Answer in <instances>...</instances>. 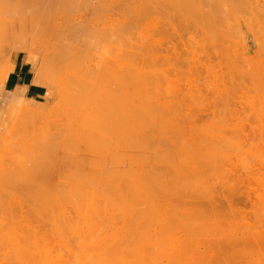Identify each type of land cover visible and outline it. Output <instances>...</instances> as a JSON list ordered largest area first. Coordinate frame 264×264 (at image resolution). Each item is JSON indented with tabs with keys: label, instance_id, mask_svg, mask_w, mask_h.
I'll use <instances>...</instances> for the list:
<instances>
[{
	"label": "rangeland",
	"instance_id": "rangeland-1",
	"mask_svg": "<svg viewBox=\"0 0 264 264\" xmlns=\"http://www.w3.org/2000/svg\"><path fill=\"white\" fill-rule=\"evenodd\" d=\"M28 1H29V3H32V6H30L29 9H26L27 12L30 14L34 13L38 18L42 19L40 21V24H44V25H48V26H54V25H59V24H60V26L61 25L66 26L68 24H74V25L76 24V25H80V26H88L93 30L99 29V28L100 29L101 28H109V29H111L112 33L115 34L114 35L115 38H113V39H117V42H116L117 44L115 43L116 46H114L113 48H116L117 58L119 57V59L121 60V61L117 60L118 64H119V62H120V65H121V63H123L122 68L119 71L121 73V76L119 77L117 75L119 81L122 79L120 82L121 83V85H120L121 87L119 89L120 92H117V98H121L119 100L121 101V104L123 105L121 107V104H120L118 109L120 112V109L123 108V109H121V110H123L122 111L123 113L121 112L122 118H121V116H119V117H120V120L122 119L121 121H122V124L124 125L123 126L121 124L120 125L121 127H120V126H117L119 124V123H117L116 127H119V128L118 129L116 128V130H117L116 132L118 133L119 129L123 127L120 134H122V131L124 132V130H125L124 135H122V136L124 139L126 138V140H124L123 138H121V139H123V141H125V142L127 141L126 144L128 146H126V144L124 142L119 143L121 139H119L117 141L118 143L116 142V145L115 144L113 145L112 144L113 138H111L110 146L113 145L115 147L113 149H111V147L109 146L108 151L110 152V156H109V152L106 153V150L103 153V156H104L103 158L106 157L105 159H107L106 161L103 159L104 164H102V162H103L102 161L101 162L102 165H100V163L98 165V163L95 162V160H97V159L94 158V162L98 165L97 166L92 161L93 159L90 158V160L92 161V164L94 163L96 167H94V164H93V166H92V164L89 166L88 163H90V160L87 158V155L84 156L81 153V151L83 150L84 147H82V145L79 141H77L76 139L73 140V139H63L60 137L58 138V136L54 134V131H55L54 127L55 126L53 124L52 118H50V116H49V112H48L49 110L48 111H46V110L48 109V106H51L52 108L54 107V109H55L54 105H56V104H53V103L57 102V100H56L57 99V95H56L57 91L51 90L49 88H44V90H45L44 97H42L41 99H39L37 101H32V100H27V99H25L23 101L22 97H21L23 94L22 89H16L15 91H13L14 93H11L10 97H8V98H7V96L4 97L3 95H0V183H1L0 184V196L6 200V201L5 200L2 201L3 198L0 197V199H1L0 203L2 202L0 204V220L2 218L6 219V221L10 219V221L12 220L11 222H13V224H15V227H16V225L18 226V224L21 223V221L23 220L22 217H26L27 215H30V214H31L30 216L32 217V214H34L35 212L36 213L33 216H35L36 219L28 216L29 219H31L30 221H32V223L35 221V223H36L37 220H41V217L43 216V212H40V211L43 210V208H42L43 203L41 204V203H39V201H40V199L43 198L44 192L42 191V189H40V188L38 189L37 186L35 188L34 184H36V185L42 184L43 185L42 182H44V181L42 180V182H41L40 181L41 179L40 180L38 178H37L38 180L35 178L33 179L32 176H30V175L27 176V175L29 173L33 172V170H35L36 168L41 167L43 165H50V162H52L53 160H55V159L60 160L61 156H63V155L66 156L68 154V155L74 156L75 159H77V160L83 161V163L81 165V167L83 169L81 167H79L78 169H81L84 171L85 170L87 171L90 169L96 170L99 168V169H103V172L106 171L105 169H108L109 173H110V171L111 172L113 171L115 173L116 171H114V170L120 171V168H121V171H123L122 170L123 168H125L127 170L129 167L130 171L127 170L126 172H130V174H132L134 172L136 174V176L142 175L141 177L142 178H143V176L146 177V180H148V182L152 181L153 184L149 185L150 183H152V182H149V183H147L148 184L147 186L153 185L152 187L154 189L156 187L155 190L156 191L158 190L155 194L156 196L153 194L155 191H148L147 190L148 191L147 193H150L152 202L155 199L153 197H156V201L161 204L160 206H162V207H160L159 203H157L158 208L159 207L161 208V209H159V210H161L159 213H157V211H159V210L157 209V207H155V205H157V204H155V205H154V203L152 204L150 198H146V197H148V195L145 196V193H144L146 191L145 190L146 186H142L143 183L141 181H139V179L141 177H139V179L136 178L139 182L138 183L139 185H138L137 180L135 181V179H134L136 177L135 174L130 175L129 177L132 176L131 177L132 180L134 182H136V183L131 184L133 182V181L132 182L130 181L131 178L126 179V178H128L127 176L129 174L126 175L124 173L125 171L124 172L120 171L121 173L117 172L118 174H121V175H122V173L124 174V176L119 175V176L123 177L122 180L120 179L122 181V183L123 184L125 183L124 185L121 184L120 186L123 185L125 188H127V190H130V188H131V187L128 188L129 182H131L130 183L131 185H134L133 186L134 188L136 185H137L136 187L139 186L138 188H142V187L145 188L144 189L145 191L140 190L138 188L136 189L137 191L135 190L136 194L137 195L139 194L136 201H138L139 197L142 195L141 193L138 192V190H140L144 194V196H142V198L145 197L146 201L148 200L147 202L148 203L151 202V204H152V205H150V204H148V205L144 204L143 205V203H147V202H145L144 199H142L140 197V200L142 199L141 201L143 202L142 203L140 201L139 202L140 205L142 207L145 206V208L143 207L144 208V210H143L144 215L145 214L150 215L152 213L153 215L152 214L150 215V216H152V219H151V217L150 218L147 217V218H149V220L150 219L152 220L151 224H153V222H155L154 224L159 223L158 224L159 230L162 229L161 231H159L158 227H156L157 225H155L154 230H157L160 232V234L157 236L158 237L160 235L161 236L163 235V236H162V238H161V236L159 238H156L157 237L156 236L155 237L156 239H154V240H157L160 238L164 239L163 237L166 235L165 240L168 241L169 247L171 245L173 246V244L176 245V247H179V245L177 243L180 244V242L182 241L180 239H183V241H185V242L182 241V244H184L185 246L183 249L182 248H180V249L184 250L187 247V250H186L188 252L187 255L191 254V251H193V256H191V257L194 259L196 257L195 260L198 261L199 257L197 256V253H199L198 255H200L201 251L203 250L202 252H204V249H206L203 246V244H202V246L204 247V249L200 245L204 241L209 242V240H212V239L214 240V238H215L214 241H216L217 238H218V240L225 238L226 240H224V241L228 242L229 240L237 237V238H239V240L237 238H235V239L239 242L236 241L234 248H232L233 245L231 243L230 244L232 246L229 244L227 246V244H226L225 247H222L220 245L221 249L224 248L223 250L225 251V254L222 251V254L224 255V257H222L221 253L218 255L217 254L214 255L213 253H215L214 252L215 249L212 250L213 253L211 250H209V252L212 253V256H209L208 251H207L208 248H207V250H205V251H207L208 255L207 254H205V256L201 255L200 256V257H202L201 260L204 259L203 256L206 258V255L211 257V259L212 258L214 259L217 256L218 257L221 256L220 257L221 259L217 257L219 262L222 261L220 264H222V263L224 264V261H225V263H229V261L227 262L226 260H223V259L225 258V255H227L229 253V251H231V249H232V253H229L231 260L229 258L227 260L232 261L233 264L234 263L235 264H252V263L253 264H255V263L259 264L260 263L261 264V263H263L264 264V259H263L264 258V253H263L264 250H262V248L264 247V245H263L264 244L263 243L264 237L259 239V237L264 236L263 235L264 234V225H263L264 224V209H263V207H264V202H263L264 201V164H263L264 163V39H263V33L264 32L263 31L264 30L262 31V29H261L262 27L264 28V25H263L264 24V0H222V3L220 4V5H222L221 8H220V6H218L219 4H216V2L213 3L214 0H211L213 5L216 4L214 7L215 8L217 7L216 9H219V10H216L214 7H211L209 4V7H211V9H209L210 13L214 14V12H215L216 18H215V14H214V17H209L210 13H209V15H207L208 14V8L207 7L202 8V9L207 10V11L204 10L206 12H204L205 14L202 15L203 11H201L202 9L200 8V6L202 4L200 3L199 0H28ZM201 1H203V0H201ZM217 1H218L217 3H220L221 0L220 1L217 0ZM223 1H226V2L224 3ZM198 2L200 3V5L198 4ZM208 3H209V0H208ZM223 4H228V5H223ZM204 6H207V4H205ZM197 8L202 13V14H200L197 11L201 18H205L208 16L207 17L208 21L205 18L206 23H204V24H206L207 27L198 21V18H199L198 16H197L198 18L195 16L197 18L198 23H199V24L196 23V24H198V26L195 24L196 29L199 30L198 28H200L202 30L203 28H201L200 25H203L202 27L205 26L207 28V30H205V32L207 31V33L209 34V35H206L207 34L206 33L205 34L206 36L203 35L204 36L203 39L205 37L207 38V39L205 38V40H206V41L204 40L205 42H208V38H209V44L206 43L204 45L203 51L208 50V53L207 52L206 53L209 54V52H210L209 50L211 49V52L213 50L217 54L216 55L217 57L210 60V62H209L208 58H207L208 60L204 59L206 63L201 61V60H203L202 55H204V56L206 55V54H204L205 52H203V51L201 52V49L198 50V48H197V50L199 51L197 53L195 51V47H194V45H196L197 43H200V41H201V44L203 46V42H202L203 40L196 38V35L197 34L199 35L198 32L200 30L198 32L196 30L197 34L195 32L192 34V30L193 31L195 30V27H193L194 29H191L193 26L192 24L196 20L194 21L193 20L194 17H191L192 20L189 21V19H191L190 16H194L193 13L196 11ZM212 8H214V9H212ZM14 10H15V8H13V7L0 6V88L5 83L9 73L11 72V70L13 68V56L15 54H18V53H22L23 55H25L27 57L28 62L31 65L32 74H33V78H34L32 83L36 86L44 87V79L43 78H45V79H46V77L48 78V74L46 73V75H47L46 76L45 73H40V71L41 72L44 71V70H42L43 68H41L39 70V66L42 67L41 64H43V63L40 64L41 59H43L42 53L38 49H34L32 51V55L25 53V51L29 47V43L31 44L32 42H30V41L26 42V40H24V39L11 36L12 34L8 32V31H10V29L8 28L7 24L4 23V21L8 19L9 13H13ZM220 10H221V12H220ZM211 11H214V12H211ZM218 11L220 12V14H218ZM217 15H221V16H219L220 20H217L218 19ZM213 18H215L217 20L214 25H212ZM1 20H3V21L1 22ZM201 20L204 21V19H200V21ZM209 20H212V21L209 22ZM245 20L247 21V24L249 23V25H247L248 27L245 26V23L243 24V22ZM189 22H193V23H190V26H188ZM208 22L211 24L209 25ZM213 23H214V21H213ZM217 24H218V26H217ZM237 25H238V27H237ZM210 26H212V27L210 28ZM189 27H190V29H189ZM205 27H204V29H206ZM208 27L211 29L210 31L208 30ZM122 28H124V29H123V31L120 32V30H122ZM246 28H248V30H246ZM188 29L190 32L188 31ZM250 31H251V33H250ZM201 32H202V34L204 33V31H201ZM202 34L200 33L201 36H202ZM189 35H192V37H195V38L193 39L191 36L189 37ZM198 35H197V37H198ZM114 36H112V34H111L110 39H112V37H114ZM256 36H258V37L260 36L262 39L260 43H259L260 40L258 41V45L260 46L259 51H258L257 41H256L258 39V37L256 39ZM260 37H259V39H260ZM200 38H202V37H200ZM118 39L121 40V42ZM191 39H193L192 42L190 41ZM194 41L195 42L198 41V42L193 45L192 43ZM110 43H112V42L110 41ZM207 44H208V46H207ZM32 45H33V43H32ZM113 45H114V43H113ZM205 46H207V47L205 48ZM197 47H199L198 44H197ZM256 49H257V51H256ZM193 51L196 52V54L192 55V53H194ZM256 52L257 53L259 52V53L257 54ZM197 54H200L202 56L201 57L199 55L200 61L203 63H201L199 61V58L197 59V57H198V56H196ZM212 54H213V52H212ZM212 54H209V55H212ZM249 54L251 56H249ZM214 55H215V53H214ZM195 56H196V58H195ZM252 56L255 58L251 60L250 58ZM212 57H213V55H212ZM244 57H245L246 63L243 60ZM247 57L250 59V61L253 62V63L251 62L252 64L251 63L249 64ZM194 58H195V60H194ZM205 58H206V56H205ZM196 60H198V61H196ZM194 61L196 62V64H194ZM42 62H43V60H42ZM204 63L206 65H201ZM131 64H133V65H131ZM43 65L45 66V61H44ZM132 67L135 70H132L133 72L131 71L132 73H130V70ZM119 69L120 68H118V70ZM134 71L136 73L135 75L133 74ZM129 73L132 74V76ZM43 74L45 75L44 77H43ZM117 74H118V72H117ZM122 75H124V76H122ZM120 95H121V97H120ZM123 95H125V98ZM122 99H124V100H122ZM24 102L27 104H33V105L35 104L34 106H35L36 110L30 112V111L23 109L22 105L24 104ZM51 107H49V109ZM146 108H149V110H146ZM51 111L54 113L53 109H51L50 112ZM141 111H142V113H140ZM146 111H147V113H146ZM148 111H150L151 113ZM148 113L151 115H149ZM127 114H129L127 117L128 119L130 118L129 122H128L127 118H126L127 121L124 119V115L126 117ZM145 114H146V116L143 117ZM147 114H148V116H147ZM133 115H135V116H133ZM132 116L134 117V119H132L133 118ZM141 116L143 117V119L141 118ZM135 118H137V119L141 118V119H139V121L138 120L135 121ZM149 119H151V120H149ZM120 120H119V122H120ZM142 120H143V122H142ZM123 121H124V123H123ZM144 121L146 123H144ZM151 121L152 122L154 121V125H152ZM125 122H126V124H125ZM133 122H135L134 123L135 129L132 127ZM141 122L143 123V126H142ZM136 123H138V124H136ZM129 124H130V126H129ZM128 129H129V131H127ZM130 129H132V130H130ZM136 129H137V131H136ZM145 129H146V134L144 135ZM127 133H130L132 135L128 136V138H127L126 135H129ZM147 133H149V134H147ZM120 134L118 133V137ZM114 135H115V133H114ZM148 135H150V136H148ZM246 136H248V138L246 139L247 141L246 140L243 141L242 139L245 138ZM251 136H253L254 138ZM115 137L117 138V136H115ZM120 137H121V135H120ZM116 138H115V140H116ZM211 138L213 139L214 142L212 141ZM222 138H223V140H222ZM136 139H137V141H136ZM154 139H156V140H154ZM162 139L165 141L164 144H162L160 142V141L164 142ZM152 140L155 143H157L159 141L160 144H159V142H158V144H155L152 142ZM182 140L184 141V143ZM197 140L198 141L204 140L203 141L204 144L203 143L201 144L202 141L198 142ZM220 140L223 143H221ZM140 141H142L144 143L141 144ZM167 141H168V143H167ZM188 141H190V143H188ZM196 141L198 143H196ZM224 141H227L228 143L224 142ZM240 141H243V143L247 142V145L246 146L241 145V143H239ZM248 141L250 143H248ZM218 142L221 144H218ZM180 143L181 144L183 143V144L181 145ZM207 143H209V144H207ZM230 143H232V144H230ZM143 144L146 145L147 148H145ZM167 144H169V145H167ZM170 144H171V146H170ZM212 144H214V145H212ZM129 145H130V148H128ZM141 145L143 147H141ZM149 145L150 146L152 145V146L149 147ZM139 146L144 149V150L142 149L143 152H141V154L143 155V153L145 152L148 156H146L145 153L143 156L140 155L141 157L139 155H136V153L139 154L140 151H142V150H140L141 148H139ZM172 146H174L175 148H173ZM183 146H185V147L183 148ZM214 146H215V148H214ZM231 146H233V148H231ZM153 147H155V148H153ZM163 147H164V149H163ZM171 147L173 149H171ZM219 147L221 148V150H219ZM166 148H168V149H166ZM224 148L226 151L227 150L229 151L231 149V152H232V150H233L235 154L233 152L231 153L230 151L229 152L227 151L228 153L227 152L224 153V151H225ZM254 148H256V149H254ZM180 150H181V152H180ZM222 151H223V153H222ZM261 151H263V152H261ZM171 152H173V153H171ZM218 152H219V154H218ZM179 153L180 154L182 153L181 156ZM183 153H185V154H183ZM190 153H192V154H190ZM229 153H231V154H229ZM251 153H253V154H251ZM123 156H125V158H122ZM135 156L136 157L138 156L137 157L138 159ZM194 156L196 158H198L199 160L195 159ZM216 156L219 157L217 159H219L221 162L216 159ZM226 156H228V159L226 158ZM123 159L125 161H123ZM126 159H128V160H126ZM188 159H190V160H188ZM105 162L107 164L106 166H105ZM126 162H127V164H126ZM63 163H65V165H66V162H63ZM198 163L200 165L199 167H198ZM218 163H220L219 164L220 166L218 165ZM86 164L88 167L86 166ZM129 164L132 166H130ZM201 164H202V166L203 165L204 166L201 167ZM62 165H64V164H61L59 167H62ZM91 166H92V168H91ZM107 166L109 168H107ZM84 167H85V169H84ZM64 168H68V167L65 166ZM72 168H73V166H71L70 169L68 168V171L71 170ZM131 168H133V169L131 170ZM194 169L197 171H195ZM209 169H211V171H209ZM72 170L70 172H72ZM207 170H208V172H207ZM249 170L251 173L249 172ZM60 171L63 172V168ZM190 171H191V173H190ZM193 171H195L196 173L194 172V174H192ZM113 172H112V174L111 173L110 174L114 175ZM247 172L249 175L247 174ZM14 173H15V175H13ZM63 173H65V172H63ZM105 173H107V171ZM53 174H56V172ZM110 174L109 175H108V173L106 174V175L110 176L109 180L112 179V181H109L107 179L108 180L107 187L113 186L109 182H111L112 184H114V183L117 184V182L119 181L118 178H121L119 176H116V178H115V175L111 177ZM118 174H116V175H118ZM56 175H59V174H56ZM56 175H51V176H55V178H56ZM195 175H198V176L195 177ZM18 176H19V178H17ZM71 176L72 175H70V177ZM206 176H208V177H206ZM223 176H225V177H223ZM27 177H30V181L26 180ZM59 177L61 179V176H59ZM65 177H67V176H65ZM185 177L186 178L189 177V178L186 179ZM219 177H221L222 179H219ZM53 178L54 177H52V181L49 180V183L51 182L50 183L51 185L53 183ZM55 178H54V180H55L54 183L56 185L57 184L56 179H59V178H56V179ZM105 178H107V177H105ZM113 178L115 180L117 179V181H115ZM182 178H184V179L182 180ZM198 178L201 181L198 182L197 181ZM67 179L65 181H67ZM94 179H96V178L94 177ZM124 179L128 180V182L126 183ZM188 179L190 180L189 181L190 184L187 181ZM107 180L105 182H107ZM141 180H143V179H141ZM221 180H223V183ZM38 181H40V183ZM181 181H182V183H181ZM196 181H197L198 185H197ZM63 182H64V180H63ZM69 182H71V181H69ZM120 182L118 184H120ZM230 182H232V183H230ZM29 183L32 186H30ZM54 183H53V185H54ZM65 183L67 184V182H65ZM93 183H94V181H93ZM194 183H196V185ZM216 183H217V185H216ZM228 183H230V184H228ZM12 184H14L15 186L14 185H13L14 187L11 186ZM71 184H73V182ZM108 184H110V185H108ZM115 184H114V187H116V186L119 187L118 184L117 185H115ZM4 185H6V186H4ZM144 185H146V183ZM28 186H30V187H28ZM38 186H40V185H38ZM219 187H221V190ZM29 188H31V189H29ZM113 188H111V189H113ZM134 188L132 191H130L131 194L134 193ZM153 188H151V190ZM195 188H197L199 190H197ZM206 188H207V190H206ZM224 188H227L229 190H223ZM32 189L34 190V194L32 193L33 192ZM35 189L37 190V193H38V191L41 190L43 195H41V192H40V194H36ZM127 190L126 189L123 190V192H125L123 194L124 197H121V199L124 198L125 201L127 199V198H125L126 193L129 192ZM180 190H182V191H180ZM190 191H193V192H191L192 194L190 193V195H189ZM224 191H228V192H224ZM15 193H16V195H15ZM9 194L10 195L12 194L14 197L12 195L10 196ZM136 194L135 195L132 194V195L136 196ZM185 194H187V195H185ZM195 194H196L197 198L199 197L198 199H196L195 196H192ZM207 194L208 195L210 194V196H207ZM260 194H261V196H260ZM127 195H129V194H127ZM150 195H149V197H150ZM188 195L191 196V199ZM217 195H218V197H217ZM15 196L17 198H15ZM130 197H132V196L130 195L128 197V199ZM133 197H132V199L134 200L136 197L135 198H133ZM209 199H210V201H209ZM258 200H260V202H258ZM44 201L45 200L43 199L40 202H44ZM7 202H8V204H7ZM36 202H38V203H36ZM129 202H130V204H129ZM129 202H126V203H128L129 205H132V206L133 205L135 206L137 203L136 202L135 204H132V203H134L133 201H132V203H131V201H129ZM5 203L7 204L8 208H7ZM17 203H18V205H17ZM139 203H137V204H139ZM4 204H5V206H4ZM32 204H33V207H32ZM163 204H164V206H166L165 207L166 210H165ZM140 205H137V206H140ZM188 205L191 208H189ZM194 205H195V207H194ZM146 206H148L150 208L153 206V208H151L152 212L151 211L148 212V209ZM25 207H27V208H25ZM39 207H41L42 209L40 208L41 210H38ZM142 207H140V208L137 207V209H141ZM32 208H34V209H32ZM150 208H149V210H150ZM154 208H156V211ZM192 208L194 210H196V209H199V210L204 209L205 210V211L204 210L203 211L197 210V211L200 213L205 212L204 213L205 218L208 217L207 219L204 220V221H206L205 226H207L206 229L204 228L205 229L204 231L207 230L206 233L203 232V234H202L201 233L202 231L198 232L199 231V230H197L198 228L194 226V221H193L191 215H193V217H194V216H196V213L193 214L194 210ZM3 209H6V211L5 210L3 211ZM23 209L25 210V213L23 212L24 211ZM145 209L147 211H145ZM153 209H154V211H153ZM189 210H191L192 213H190ZM206 210H207V212H206ZM176 211H178V212H176ZM188 211H189V213H188ZM28 212H30V213H28ZM147 212L150 214H148ZM153 212L154 213L156 212L155 213V215H157L156 218L154 217L155 215ZM40 213H42V214H40ZM172 213H173V215H172ZM206 213H207V215H206ZM158 214L162 215V217L165 214L166 219H165V217L163 218L164 220H162V218H160V220H161L160 221L159 219H157L158 217H160V216H158ZM166 214L169 215V218L167 217ZM216 214H218V215H216ZM256 214L258 217L256 216ZM36 215L38 216V218L36 217ZM170 215H172L173 217ZM178 215H180V216H178ZM200 216L203 217L201 214H197L196 217H198V219L196 217H194L197 219L195 221H197V222L200 221ZM39 217H40V219H39ZM218 217H219V219L216 222V219ZM153 218L156 221H153ZM167 218L170 221V223H169V221L168 222L166 221ZM181 218H184V220ZM255 218H257V219L255 220ZM29 219H27L28 222H30ZM32 219H34V221ZM201 219H203V218H201ZM173 220H176V221H173ZM10 221H8V222H10ZM16 221H19V222L17 223ZM25 221H26V218L22 221L25 223V225H24V223H22L21 225L18 226V228L20 226L22 227V225H24L25 226V228L23 227L24 230H27L26 229V225H27V228L30 226L29 231L32 232L30 230V228L33 226L32 223L31 222L26 223L27 221L26 222ZM162 221L163 222L166 221L168 223L167 224L165 222L167 224V228H166V226H163V224L165 225V223H163ZM204 221L202 223H199V224L202 225L204 223ZM223 221H225V222H223ZM1 222H3V219H2V221H0V223ZM8 222H6V226L8 225L7 224ZM156 222H158V223H156ZM160 222H162V224ZM173 222L176 223L177 225H174ZM197 222L195 223V225L198 224ZM4 223L5 222H3L2 225H0V227H1L0 230H2V226L5 225ZM37 223H38V225L40 224L39 221H37ZM154 224H153V226H154ZM38 225H36L35 227L37 228ZM259 225H263V226H259ZM9 226H11V225H9ZM9 226L7 228V233H5V231H4V233H5L4 237L6 234H10L8 232L11 231L12 234H10L11 235L10 237H12V239H11V241H12L13 237L15 238L16 235L18 234V233L13 234L17 227L15 229L13 228L14 231L12 232V230H9V229H11V228H9ZM39 226H41V224ZM249 226L252 228L254 227V228L251 229ZM35 227H34V230H37V233H36V231H34L36 233V235L34 232L33 233L29 232V233L31 235H33L32 238H35L34 236H36V238L38 239V238H40V236L38 235V232H39L40 228H41L40 231H42V227H39V229L38 228L35 229ZM191 227H193V229ZM234 227H235V229H234ZM247 227H249L250 229H248ZM151 228L153 229L152 226H151ZM151 228H150V232L153 231ZM195 228H197V229H195ZM5 229H6V227H5ZM5 229L3 228V230H5ZM164 229H165V231H163ZM167 229H169V231ZM191 229H192V232L190 231ZM215 229L217 231L219 229H221V231L219 230L218 233H215L214 232V231H216ZM3 230H2V233L0 232V234H2V235H3ZM183 230L186 231L187 234L185 232H183ZM248 230L250 231L249 233H248ZM187 231L190 232V234H192V235H190L191 237L188 236L189 233ZM253 231L257 232V234H256L257 236L255 235V233ZM258 231H259V233H258ZM16 232H17V230H16ZM18 232H20V231L18 230ZM193 232H194V234H196V233H198V235L200 234L199 235L200 237L197 234H196L197 236L194 235ZM242 232H244V233H242ZM170 233L172 234V236ZM183 234L185 235V237L187 235V237L186 238L183 237L184 236ZM228 234H229V237H231L230 235L233 236L234 234H236L237 236L234 235L230 239H227V238H229V237L226 238V236H228ZM31 235H30V238H31ZM217 235H219V236L217 237ZM25 236L23 235V237H25ZM27 236H28V234H27ZM221 236L223 238H221ZM23 237L21 234V237H19V238H23ZM179 237H180V239H179ZM188 237H190V238H188ZM203 237H204V240H203ZM255 237H258L257 238L258 240H256ZM23 239H25V238H23ZM15 240H16V238H15ZM32 240H34V239H32ZM39 240L40 239H38V241ZM243 240H245V242ZM252 240H254V241H252ZM5 241H6V239H5ZM24 241H26V240H24ZM38 241L36 240V242H35V240H34L35 243L34 244L32 243L34 248L29 247V245H31V244L28 245V243H27V245L29 247L28 248L29 251L31 248H33V249H36L37 247L39 248V245L41 243H37ZM13 242H15V241H13ZM27 242H29V241L27 240ZM40 242H41V240H40ZM157 242L160 243L161 240H157ZM157 242H155V244H153V245H155L154 248L156 246H158V244H156ZM208 242L206 244H208ZM234 242H235V240H234ZM243 242L246 245H244ZM164 243L167 244V242H164ZM164 243H161V245ZM213 243L215 244V242H213ZM248 243H250V244H248ZM260 243H262V244H260ZM3 244H5V243H1V245H3ZM17 244H19L18 240L16 242V245ZM247 244L249 245V247H247L248 246ZM253 244H256L257 246L253 245ZM16 245H14V246H16ZM35 245L37 247H35ZM212 245H209V246H211L210 249H212ZM3 246H4L3 251L6 252L5 245H3ZM166 246L167 245H165V249L168 252L172 251L171 248L168 249ZM181 246L183 247V245L180 244V247ZM209 246H206V247H209ZM229 246H230V248H229ZM10 247H12V244ZM159 247H161V246H159ZM173 247L175 248V246H173ZM15 248L16 247H14L13 249H15ZM17 248L18 249L20 248L19 251L22 252L23 250H21V249H24V245L22 246V248L19 246ZM198 248H200V249H198ZM236 248H238V252H236V250H237ZM0 249L2 250L1 247H0ZM28 249H26V251H28ZM39 249H37V251ZM159 249H162V248H159ZM176 249H175V251H176ZM180 249H179V251L181 253L182 250H180ZM156 250L158 251V247H156ZM166 250L164 251V255L167 254V255L171 256V258L169 257L170 258L169 261H172L173 260L172 258L174 257V255L172 256V254L175 253V251L173 250L174 252L172 251L173 252V253L171 252L172 254L171 253L165 254ZM196 250H198L199 252ZM227 250H228V252H227ZM8 251L13 252L11 250H8ZM19 251L17 252L18 254L20 253ZM179 251H177L178 255H180ZM186 251H183L182 253H184ZM194 251H195V253H194ZM31 252L35 253L34 250ZM235 252L238 255V256L235 255L234 260H236V261L233 260V258H234L233 254H235ZM161 253L163 255V252H161ZM218 253H219V251H218ZM259 253H261L260 256H258ZM25 254H26V252H25ZM158 255H159V253H158ZM158 255H157V259L159 256H161V255H159V256ZM178 255H177V257L179 258ZM185 255H186V253H184V256ZM262 255H263V257H262ZM20 256H21V253H20ZM232 256H233V258H232ZM164 257H166V259L168 258L167 256H164ZM164 257H162L164 260L162 259L163 261L160 264L165 262ZM181 257L183 258L182 255H181ZM191 257H188V258L186 257L185 261L186 262L189 261L188 259L191 260L192 259ZM209 257H207L206 259H208ZM178 258L177 259L174 258V259L179 260L180 258L179 259ZM184 258L182 260L180 259L182 263L184 261ZM180 260L178 262H180ZM218 260H216V261L218 262ZM11 261H13V263H15L14 260H10V262H8V263H12ZM185 261H184V264H186ZM207 261L208 260H205L204 262L207 263ZM256 261H259V262H256ZM158 262H157V264H159ZM210 262H211V260H210ZM201 263H202V261L198 262V264H201ZM218 263H215V260H214V263H212V264H218ZM232 263L230 262V264H232Z\"/></svg>",
	"mask_w": 264,
	"mask_h": 264
},
{
	"label": "bare ground",
	"instance_id": "bare-ground-1",
	"mask_svg": "<svg viewBox=\"0 0 264 264\" xmlns=\"http://www.w3.org/2000/svg\"><path fill=\"white\" fill-rule=\"evenodd\" d=\"M200 1V3L203 5H201L200 6V8L202 9L203 7L205 8V7H207L208 8V14L207 15H209V13H210V10L209 9H211V7H214L216 4H219L218 6H220V8H221V6L222 5H220L221 3H222V0L220 1V3H217L218 1L216 0H214V2L213 3H215L216 2V4L215 5H213V3H212V1L211 0H209V3H208V0H203V1H201V0H199ZM206 2V3H205ZM211 2V3H210ZM224 3L226 2V1H223ZM229 2V1H228ZM233 2V1H232ZM200 3L198 2V4L200 5ZM205 4H207V6H204ZM209 4H210V6L211 7H209ZM213 6H212V5ZM198 5V6H199ZM223 5H228V4H223ZM0 6H4V7H13V8H15V10H14V12L13 13H9V15H8V19L7 20H5L4 21V23L5 24H7V26H8V28L10 29V31H8L9 33H11L12 35L11 36H13V37H17V38H21V39H24V40H26V42H28V41H30V42H32L33 43V45H32V43L30 44L29 43V47L27 48V50L25 51V53H27V54H29V55H32V51L34 50V49H38L41 53H42V58L43 59H41V62H40V64L41 63H43L44 64V61H45V66L43 65V64H41L42 65V67L41 66H39V70L41 69V68H43L42 70H44L43 72H41L40 71V73H45V75H46V73L48 74V78L46 77V79L45 78H43L44 79V88H49V89H51V90H55V91H57V102H54L53 104H56V105H54L55 106V109H54V107L52 108L51 106H48V109L46 110V111H48L49 112V116H50V118H52V120H53V124H54V134L55 135H57L58 136V138L60 137V138H63V139H73V140H77V141H79L80 143H81V145H82V147H84L83 148V150L81 151V153L84 155V156H86L87 155V158L90 160V158H92L93 160V162H94V158H96L97 160H95V162L96 163H98V165H99V163H100V165H102V164H104V161H103V159L106 161L107 159H105V158H103L104 156H103V153L105 152V150H106V153L107 152H109L108 151V149H109V146H110V142H111V138H113V141L115 140V136H117V138H116V140L113 142L112 141V144L114 145H116V142L119 140V139H121V138H123V136L122 135H124V132H125V130H124V132L122 131V134H120L121 133V130L123 129V127L122 128H120L119 129V134L121 135V137H120V135H119V137H118V133L116 132L117 130H116V128L118 129L119 127H116V125H117V123H119L117 126H120L121 124H122V119L120 120V117L119 116H121V118H122V115H121V112L123 111V110H121V109H123V108H121L120 109V112H119V106H120V104H121V101L119 100V99H121V98H117V92H120L119 91V89H120V85H121V80L119 81L118 80V76L120 77L121 76V73L119 72L120 70H121V68H122V64L123 63H121V65H120V62H119V64H118V62H117V60L118 61H121L120 59H119V57L117 58V51H116V48H113L114 46H116L115 45V43L117 42V39H113V38H115V34L114 33H112V31H111V29H109V28H99V29H91L90 27H88V26H80V25H74V24H68V25H66V26H60V24L59 25H54V26H48V25H44V24H40V21L42 20V19H40V18H38L34 13L33 14H30V13H28L27 12V10L26 9H29L30 8V6H32V3H29V1L28 0H0ZM224 7V6H223ZM227 7V6H226ZM199 8V7H198ZM198 8L196 9V13L194 14L193 13V15L194 16H190V18L191 17H194L193 18V20L195 21H197V18H198V21L200 22V23H202L203 25H205L206 26V24H204V23H206V21H205V18H206V20L208 21V19H207V17H205V18H201L200 17V15L198 14V12L200 13V14H202V15H204L205 13L204 12H206L207 10L206 9H202L201 11H203L202 13L198 10ZM215 8V7H214ZM214 8H212V9H214ZM217 8V7H216ZM215 8V9H216ZM225 8V7H224ZM204 10H206V11H204ZM216 10H219V9H216ZM198 11V12H197ZM215 11V10H214ZM214 11H211V12H214ZM220 12H221V10H220ZM220 12L218 11V14H220ZM212 13H210V16L209 17H214V14H215V18H216V13L214 12V14H212ZM201 15V16H202ZM222 15V14H221ZM221 15H217V20H220L219 18V16H221ZM197 18H196V17ZM196 18V19H195ZM215 18H213V21H214V23H213V21L212 20H209V22H211L212 21V25H214L215 23H216V19ZM200 19H204V21L203 20H201L200 21ZM210 19V18H209ZM190 20H192V18L191 19H189V21ZM3 20H1V22H2ZM189 22L188 23V26H190V23H193L192 25V28L191 29H194L193 27H195V30L193 31L192 30V34L195 32L196 33V26H195V24L196 23H198V21L197 22ZM208 22V23H209ZM241 23V22H240ZM245 23V26L246 27H248L247 25H249V23L247 24V21L245 20L244 22H243V24ZM199 24V23H198ZM198 24H196L197 26H198ZM211 23H209V25H210ZM219 24V23H218ZM218 24H217V26H218ZM203 25H200V27L201 28H203L202 30L200 29V28H198L199 30H197V32L199 33V35H200V33L202 34V32L201 31H204V33L202 34V36L200 35H198L197 33V35H198V37H197V35H196V38H199L200 40L202 39L203 41V46H202V44H201V41H200V43H197L198 41H194L192 44L194 45V44H198L199 45V47H197V44L196 45H194V47H195V51L198 53L199 51V49H201V52L204 50V45L206 44V43H208L209 44V38H208V42H205L206 40H205V38L203 39V35H205L206 33H207V31L205 32V30H207V26L205 27L206 29H204V27H202ZM208 25V24H207ZM239 25V24H238ZM238 25H237V27H238ZM264 25V24H263ZM244 26V25H243ZM212 26H210V28H211ZM209 27H208V30L210 31L211 29H210ZM261 28V27H260ZM123 29L124 28H122V30H120V32L121 31H123ZM189 29H190V27H189ZM189 29H188V31H189ZM239 29V28H238ZM262 29V31L264 30V28L262 27L261 28ZM246 30H248V28H246ZM250 30V29H249ZM260 30V29H259ZM208 31V32H209ZM243 31V30H242ZM190 32V31H189ZM261 32V31H260ZM264 32V31H263ZM210 33V32H209ZM250 33H251V31H250ZM111 34H112V36H114V37H112V39H110V37H111ZM129 35V34H128ZM206 35H209L208 33L206 34ZM205 35V36H206ZM192 37V35H189V37ZM194 36V35H193ZM130 37V36H129ZM200 37H202V38H200ZM209 37V36H208ZM257 37L258 36H256V39H257ZM260 37V36H259ZM259 37H258V39L256 40L257 41V47H258V51H259V45H258V41H259V43L261 42V37H260V39H259ZM121 38V37H120ZM193 39L195 38V37H192ZM190 39V38H189ZM193 39H191L190 41L192 42L193 41ZM207 39V38H206ZM263 39H264V33H263ZM113 40V41H112ZM119 40V39H118ZM205 40V41H204ZM110 41L112 42V43H110ZM120 42H121V40H119ZM205 42V43H204ZM113 43H114V45H113ZM117 44V43H116ZM208 44H207V46H208ZM261 45V44H260ZM207 46H205V48L207 47ZM202 47V48H201ZM197 48H198V50H197ZM262 48V47H261ZM210 52H209V54H212V52H213V57H212V55H209V54H207L208 53V50H205V51H203V52H205L204 54H206L205 56H206V58H205V56L204 55H200V54H197L196 56H198L197 57V59L199 58V61H200V57H199V55L203 58V60H201V61H203V62H205V60H208L209 59V62H210V60H212V59H214L215 57H217L216 55V52H214L213 50H212V52H211V49L209 50ZM256 51H257V49H256ZM194 52V51H193ZM196 52H194V53H192V55L193 54H196ZM207 52V53H206ZM37 53V52H36ZM214 53H215V55H214ZM257 53V52H256ZM259 53V52H258ZM257 53V54H258ZM19 54V53H18ZM203 54V53H202ZM256 54V55H257ZM119 55V54H118ZM191 55V56H192ZM255 55V56H256ZM121 56V55H120ZM196 56H195V58H196ZM211 56V57H210ZM248 56V55H247ZM249 56H251L250 54H249ZM248 56V57H249ZM40 57V56H39ZM246 57V56H245ZM245 57H244V62L246 63V61H245ZM247 57V58H248ZM253 57V56H252ZM250 58L251 60L252 59H254L255 57H253V58ZM18 58H19V56H18ZM192 58V57H191ZM195 58H194V60H195ZM201 58V59H202ZM208 58V59H207ZM211 58V59H210ZM205 59V60H204ZM250 59L248 58L247 60H248V62H249V64L252 62V61H250ZM42 60H43V62H42ZM192 60V59H191ZM193 61V60H192ZM196 61H198V60H196ZM200 61V62H201ZM203 62H201V63H203ZM206 63V62H205ZM201 64V65H206V64ZM253 63V62H252ZM251 63V64H252ZM194 64H196V62L194 61ZM120 67H119V66ZM130 65V64H129ZM131 65H133V64H131ZM45 67V68H44ZM118 68H120L119 70H118ZM130 68V67H129ZM46 69V70H45ZM129 70V69H128ZM132 70H135V69H133V67L131 68V70H130V73H132L133 71ZM137 70V69H136ZM47 71V72H46ZM132 71V72H131ZM117 72H118V74H117ZM129 73V74H130ZM120 74V75H119ZM134 75L136 74L135 73V71H134V73H133ZM44 74H43V77L45 76ZM118 75V76H117ZM131 76H132V74H130ZM47 76V75H46ZM122 76H124V75H122ZM119 81V82H118ZM53 92V91H52ZM11 93H14V92H11ZM11 93H9L8 95H4V97H6L7 96V98L8 97H10V95H11ZM124 96V98H125V95H123ZM22 100L24 101L25 100V98H24V96H23V94H22ZM44 97V96H43ZM120 97H121V95H120ZM50 99V98H49ZM51 100V99H50ZM55 100V101H56ZM122 100H124V99H122ZM53 102V101H52ZM120 102V103H119ZM124 104V103H123ZM35 105V104H34ZM33 104H27V103H25L24 102V104L22 105V108L23 109H25V110H27V111H35L36 109H35V106H34ZM123 105L121 104V107H122ZM42 107V106H41ZM49 107H51L50 109H49ZM43 109V108H42ZM51 109H53L54 110V113L51 111L50 112V110ZM146 110H149V108H146ZM47 112V113H48ZM144 112V111H143ZM148 112H150V111H148ZM120 113V114H119ZM123 113V112H122ZM140 113H142V111L140 112ZM146 113H147V111H146ZM151 113V112H150ZM139 114V113H138ZM149 114V113H148ZM148 114H147V116H148ZM53 115V116H52ZM128 115L129 114H127L126 115V117H125V115H124V119L126 120V118L128 117ZM141 115V114H140ZM149 115H151V114H149ZM153 115V114H152ZM133 116H135V115H133ZM132 116V117H133ZM139 116V115H138ZM143 116V115H142ZM141 116V118L143 119V117H145L146 116V114L142 117ZM130 117V116H129ZM137 117V116H136ZM140 117V116H139ZM119 118V119H118ZM141 118H139V119H141ZM148 118V117H147ZM123 119V120H124ZM128 119V118H127ZM132 119H134V117L132 118ZM139 119H137V118H135V121L136 120H138L139 121ZM154 119V118H153ZM119 120H120V122H119ZM124 120V121H125ZM129 120H130V118L128 119V122H129ZM149 120H151V119H149ZM124 121H123V123H124ZM127 121V120H126ZM142 122H143V120H142ZM141 122V123H142ZM152 122V121H151ZM134 123L135 122H133V125H134ZM140 123V124H141ZM144 123H146L145 121H144ZM150 123V122H149ZM125 124H126V122H125ZM128 124V123H127ZM132 124V123H131ZM136 124H138V123H136ZM123 125V124H122ZM132 125V127L134 128L135 127V125L133 126ZM152 125H154V121L152 122ZM151 125V126H152ZM124 126V125H123ZM129 126H130V124H129ZM140 126V125H139ZM142 126H143V123H142ZM145 126V125H144ZM121 127V126H120ZM128 127V126H127ZM153 127V126H152ZM146 128V127H145ZM135 129V128H134ZM141 129V128H140ZM144 129V128H143ZM130 130H132V129H130ZM127 131H129V129L127 130ZM136 131H137V129H136ZM135 131V132H136ZM114 133H115V135H114ZM154 133V132H153ZM127 134H129V135H126L127 136V138H128V136H130V135H132V134H130V133H127ZM143 134V133H142ZM146 134V129H145V133H144V135ZM147 134H149V133H147ZM155 134V133H154ZM153 135V134H152ZM246 135V134H245ZM244 135V136H245ZM252 135V134H251ZM135 136V135H134ZM143 136V135H142ZM148 136H150V135H148ZM132 137V136H131ZM130 137V138H131ZM145 137V136H144ZM143 137V138H144ZM251 137H253V136H251ZM141 138V137H140ZM142 138V139H143ZM157 138V137H156ZM214 138V137H213ZM243 138V137H242ZM248 138V136H246L245 138H243L242 140L243 141H245L246 139ZM250 138V137H249ZM254 138V137H253ZM124 139V138H123ZM123 139H121L120 140V142L119 143H122V142H124L125 144H126V142L125 141H123ZM132 139V138H131ZM135 139V138H134ZM145 139V138H144ZM212 139V138H211ZM221 139V138H220ZM239 139V138H238ZM260 139V138H259ZM124 140H126V138L124 139ZM128 140V139H127ZM130 140V139H129ZM150 140V139H149ZM154 140H156V139H154ZM159 140V139H158ZM157 140V141H158ZM161 140V139H160ZM163 140V139H162ZM166 140V139H165ZM176 140V139H175ZM174 140V141H175ZM215 140V139H214ZM222 140H223V138H222ZM230 140V139H229ZM250 140V139H249ZM136 141H137V139H136ZM145 141V140H144ZM148 141V140H147ZM156 141V142H157ZM164 141V140H163ZM171 141V140H170ZM183 141V140H182ZM198 141V140H197ZM196 141V143H198V142H201V144L203 143L204 144V140H201V141H198L197 142ZM212 141H213V139H212ZM221 141V140H220ZM235 141V140H234ZM237 141V140H236ZM243 141H240L239 143H241V145H247V142H245V143H243ZM247 141V140H246ZM260 141V140H259ZM141 142V144L142 143H144V142H142V141H140ZM139 142V143H140ZM152 142H153V140H152ZM159 142V141H158ZM158 142L157 143H155V142H153V143H155V144H158ZM162 144H164L165 143V141L164 142H162V141H160ZM160 142H159V144H160ZM193 142V141H192ZM208 142V141H207ZM214 142V141H213ZM224 142H227V141H224ZM230 142V141H229ZM118 143V142H117ZM137 143V142H136ZM151 143V142H150ZM167 143H168V141H167ZM178 143V142H177ZM183 143H184V141H183ZM182 143V144H183ZM188 143H190V141H188ZM221 143H223L222 141H221ZM221 143H219L218 142V144H221ZM228 143V142H227ZM236 143V142H235ZM248 143H250L249 141H248ZM258 143V142H257ZM124 144V145H125ZM129 144V143H128ZM138 144V143H137ZM136 144V145H137ZM181 144V143H180ZM179 144V145H180ZM181 144V145H182ZM187 144V143H186ZM185 144V145H186ZM200 144V145H201ZM207 144H209V143H207ZM217 144V143H216ZM230 144H232V143H230ZM113 145H111L110 147H111V149H113L115 146H113ZM140 145V144H139ZM144 145V144H143ZM154 145V144H153ZM166 145V144H165ZM167 145H169V144H167ZM175 145V144H174ZM180 145V146H181ZM194 145V144H193ZM212 145H214V144H212ZM227 145V144H226ZM225 145V146H226ZM126 146H128L127 144H126ZM132 146V145H131ZM152 146V145H151ZM150 145H149V147H151ZM158 146V145H157ZM170 146H171V144H170ZM108 147V148H107ZM117 147V146H116ZM125 147V146H124ZM138 147V146H137ZM141 147H143L142 145H141ZM140 146H139V148H141ZM144 147L145 148H147V146L146 145H144ZM156 147V146H155ZM155 147H153V148H155ZM161 147V146H160ZM173 148H175L174 146H172ZM171 147V149H173ZM179 147V146H178ZM185 146H183V148H184ZM191 147V146H190ZM201 147V146H200ZM204 147V146H203ZM244 147V146H243ZM128 148H130V145H129V147ZM180 148V147H179ZM214 148H215V146H214ZM227 148V147H226ZM231 148H233V146H231ZM239 148V147H238ZM237 148V149H238ZM143 148H141L140 150H142ZM150 149V148H149ZM163 149H164V147H163ZM166 149H168V148H166ZM254 149H256V148H254ZM258 149V148H257ZM129 150V149H128ZM139 150V151H140ZM144 150V149H143ZM143 150L142 151H140V153L139 154H137L136 153V155H142L141 154V152H143ZM146 150V149H145ZM178 150V149H177ZM219 150H221V148L219 147ZM224 150H225V148H224ZM235 150V149H234ZM122 151V150H121ZM130 151V150H129ZM136 151V150H135ZM160 151V150H159ZM165 151V150H164ZM171 151V150H170ZM228 151V150H227ZM226 150L224 151V153L225 152H227ZM230 152H231V149L229 150ZM228 151V152H229ZM243 151V150H242ZM256 151V150H255ZM149 152V151H148ZM153 152V151H152ZM151 152V153H152ZM166 152V151H165ZM174 152V151H173ZM173 152H171V153H173ZM180 152H181V150H180ZM184 152V151H183ZM186 152V151H185ZM195 152V151H194ZM220 152V151H219ZM219 152H218V154H219ZM227 152V153H228ZM232 152L234 153V151L232 150ZM231 152V153H232ZM252 152V151H251ZM260 152V151H259ZM261 152H263V151H261ZM145 153V152H144ZM144 153H143V155H144ZM169 153V152H168ZM187 153V152H186ZM222 153H223V151H222ZM231 153H229V154H231ZM146 154V153H145ZM180 154V153H179ZM182 154V153H181ZM181 154H180V156H181ZM183 154H185V153H183ZM190 154H192V153H190ZM228 154V155H229ZM235 154V153H234ZM251 154H253V153H251ZM123 155V154H122ZM142 155V156H143ZM153 155V154H152ZM157 155V154H156ZM171 155V154H170ZM189 155V154H188ZM217 155V154H216ZM223 155V154H222ZM106 156V155H105ZM109 156H110V152H109ZM146 156H148L147 154H146ZM145 156V157H146ZM163 156V155H162ZM192 156V155H191ZM218 156V155H217ZM216 156V159L217 158H219V157H217ZM220 156V155H219ZM231 156V155H230ZM136 157V156H135ZM138 157V156H137ZM136 157V158H137ZM141 157V156H140ZM139 157V158H140ZM221 157V156H220ZM224 157V156H223ZM109 158V157H108ZM122 158H125V156H123ZM143 158V157H142ZM194 158L195 159H198V158H196L195 156H194ZM226 158L228 159V156H226ZM138 159V158H137ZM181 159V158H180ZM191 159V158H190ZM190 159H188V160H190ZM225 159V158H224ZM253 159V158H252ZM126 160H128V159H126ZM199 160V159H198ZM218 161H220L219 159H217ZM222 160V159H221ZM230 160V159H229ZM234 160V159H233ZM92 161L90 160V163H88V165L90 166L91 164H92ZM103 161V162H102ZM109 161V160H108ZM107 161V162H108ZM123 161H125L124 159H123ZM197 161V160H196ZM195 161V162H196ZM226 161V160H225ZM63 162H66V165H65V163H63ZM68 162V163H67ZM94 162V163H95ZM101 162H102V164H101ZM185 162V161H184ZM187 162V161H186ZM198 162V161H197ZM201 162V161H200ZM221 162V161H220ZM223 162V161H222ZM82 163H83V161L82 160H77V159H75V157L74 156H71V155H63V156H61V158H60V160H57V159H55V160H53L52 162H50V165H43V166H41V167H38V168H36L35 170H33V172H31V173H29L27 176H32L33 177V179L35 178V179H41L40 181L42 182V180L44 181V182H42L43 183V185L42 184H34L35 186V188H36V186L38 187V189L40 188V189H42V191L44 192L43 194H42V191L40 190V191H38V193H37V190L35 189V193L36 194H40V192H41V195H43V198L42 199H40V201H42L43 199L45 200L44 202H40L39 200V203H43L42 205H43V210L42 211H40V212H43V216L41 217V220H37V221H39V223L41 224V226H39L38 225V223H37V221H36V223H35V221H34V219H32L34 222L32 223V221H30L31 219H29V217H31L30 215H27L26 217H22L23 218V220L26 218V221H27V219H29V221L32 223V225L35 227L36 225H38L39 227H42V231H40L41 230V228L39 229V227L37 226V228L39 229V232H38V235L40 236V238H38V239H40L41 240V242H40V240L38 241V239L36 238V236H34L35 238H32V236L33 235H31L30 233H33L34 231H36V233H37V230H34V227L32 226L31 228L33 229H31L30 228V230L32 231V232H30L29 231V227L27 228V225H26V229L27 230H24V228H25V223L24 222H22L21 221V223H19L18 224V226L19 225H21L22 223H24V225H22V227L20 228H18V226L16 225V227H15V224H13V222H11L10 221V219L9 220H7L6 221V219H4V218H2L3 219V222H5L4 224L5 225H3L2 226V230H3V228L5 229V227H6V229L5 230H3V235L2 234H0V236L2 235L3 237H4V234L5 233H7V228H8V226L9 225H11V226H9V228H11V229H9V230H12V232L14 231L13 230V228L15 229V232H16V230H17V232L15 233H13V234H17L16 235V240H15V238L13 237V240L11 241V239H12V237H10L11 235L10 234H12L11 233V231H9L8 233H10V234H6L5 235V239H6V241H5V239L1 236L0 237V247L2 248V250L0 251V264H157V262L160 264L164 259L162 258V257H164V256H167L168 258L166 259V257H164L165 258V262L164 263H162V264H184V261L186 260V257L188 258V257H191V256H193V251H191V254H189V255H187V247H186V249H184V250H182L183 248H184V244H182V241H183V239H180V237H179V239L180 240H182L181 242H180V244L181 245H183V247L181 246L180 247V244L179 243H177L178 245H179V247H176V245H174L173 244V246H175V248L171 245L170 247L168 246V241L167 240H165L166 239V235L163 237L164 239H161L162 238V236H161V238L160 239H157V240H161V242L160 243H158L157 242V240H154V239H156V238H159L157 235H159L160 234V232L159 231H161V230H159V227H158V222H156V223H158V224H154L155 222H153V224H154V226H153V224H151L152 223V216H150L151 214L150 213H148V212H152V209L151 208H153V206L150 208V207H148V206H146L147 207V209H148V214H150V215H147V214H145L144 215V208H145V206H141L140 205V201L142 200V199H144V201L145 202H147L146 201V199H145V197H143L142 198V196H144V194L142 193V191H140V190H143V191H145L144 193H145V196H147L148 195V197H146V198H150V200H151V202H152V199H151V195H150V193H147L148 191H155L153 194L155 195L156 194V192L158 191H156L155 189H156V187H155V189L152 187V186H147L148 184L147 183H149V182H152V181H149L148 182V180H146V177H144L143 176V178L141 177L142 175H140V176H136V174L133 172H131L132 174H130V172H126L127 170L128 171H130V168L128 167V169L126 170L125 168H123L122 170L123 171H121V168H120V171L121 172H124L126 175L127 174H129L127 177L128 178H126V179H129V178H131V177H129L130 175H133V174H135V181L137 180L136 178H138L139 179V177H141L140 179H139V181H141L142 183H143V185L142 186H146L145 188H138V187H136L135 186V188L133 187L134 185H131V184H133V183H136V182H134L133 180H132V178H131V182H129V185H128V188L129 187H131L130 188V190H127V188H125L123 185L125 184H123L122 183V178L123 177H121V176H124V174L122 173V175L121 174H118L120 171H118V170H114V171H116L115 173H114V175H115V178H116V176H119V175H121V176H119V177H121V178H118V182H117V184L120 182V184H118L119 185V187L118 186H116V187H114V184H112L111 182H109L111 185H113L112 187H110V186H108L107 187V183H108V180H109V177L110 176H108L110 173L112 174V172L110 171V173L108 172V169H105L106 171H107V173H108V175H106L107 173H105V172H103V169H99L98 167V169H93V170H81V169H78L79 167H81V165H82ZM93 163V164H94ZM95 163V164H96ZM188 163V162H187ZM191 163V162H190ZM193 163V162H192ZM203 163V162H202ZM232 163V162H231ZM61 164H64V165H62V167H59ZM69 164V165H68ZM93 164H92V166H93ZM95 164H94V167H96L95 166ZM126 164H127V162H126ZM217 164V163H216ZM220 163H218V165H219ZM264 164V163H263ZM97 165V164H96ZM97 165V166H98ZM107 164H106V162H105V166H106ZM130 165V164H129ZM135 165V164H134ZM189 165V164H188ZM194 165V164H193ZM65 166H67L69 169L71 168V166H73V170H72V172H70L71 170H69L68 171V168H64ZM70 166V167H69ZM86 166H87V164H86ZM85 166V167H86ZM92 166H91V168H92ZM130 166H132V165H130ZM200 165H199V163H198V167H199ZM204 166V165H203ZM202 166V164H201V167H203ZM206 166V165H205ZM220 166V165H219ZM258 166V165H257ZM75 167V168H74ZM85 167H84V169H85ZM88 167V166H87ZM86 167V168H87ZM102 167V166H101ZM100 167V168H101ZM214 167V166H213ZM250 167V166H249ZM63 168V172H65V173H63V172H61L60 170ZM82 168V167H81ZM106 168V167H105ZM107 168H109L108 166H107ZM216 168V167H215ZM219 168V167H218ZM254 168V167H253ZM83 169V168H82ZM133 168H131V170H132ZM135 169V168H134ZM193 169V168H192ZM213 169V168H212ZM246 169V168H245ZM67 170V171H66ZM76 170V171H75ZM110 170V169H109ZM195 170V169H194ZM204 170V169H203ZM202 170V171H203ZM215 170V169H214ZM218 170V169H217ZM247 170V169H246ZM257 170V169H256ZM96 171V172H95ZM195 171H197V170H195ZM195 171H193L192 172V174H194V172ZM209 171H211V169H209ZM213 171V170H212ZM216 171V170H215ZM252 171V170H251ZM56 172V174H59V175H56V174H53V173H55ZM59 172V173H58ZM68 172V173H67ZM118 172V173H117ZM120 172V173H121ZM207 172H208V170H207ZM249 172H250V170H249ZM67 173V174H66ZM70 173V174H69ZM190 173H191V171H190ZM196 173V172H195ZM251 173V172H250ZM62 174V175H61ZM110 174V175H111ZM116 174H118V175H116ZM191 174V175H192ZM247 174H248V172H247ZM246 174V175H247ZM13 175H15V173L13 174ZM51 175H56V178H59L60 179V177L59 176H61V179L59 180V179H56L55 178V176H51ZM70 175H72L71 177H70ZM114 175H111V177L112 176H114ZM125 175V176H126ZM202 175V174H201ZM249 175V174H248ZM37 176V177H36ZM58 176V177H57ZM65 176H67V177H65ZM196 176H198V175H195V177ZM200 176V175H199ZM214 176V175H213ZM221 176V175H220ZM228 176V175H227ZM15 177V176H14ZM52 177H54L57 181V184L55 185V183H54V178H53V183H54V185H53V183H52V185L49 183V180L50 181H52ZM94 177L96 178V179H94ZM105 177H107V178H105ZM206 177H208V176H206ZM223 177H225V176H223ZM17 178H19V176L17 177ZM26 178V177H25ZM51 178V179H50ZM68 178V179H67ZM107 180V182H105L106 180ZM125 178V177H124ZM186 178V177H185ZM187 178H189V177H187ZM186 178V179H187ZM191 178V177H190ZM37 179V180H38ZM67 179V181H65ZM70 179V180H69ZM114 179V178H113ZM121 179V180H120ZM126 179H124L125 180V182L127 183L128 182V180H126ZM141 179H143V180H141ZM184 178H182V180H183ZM196 179V178H195ZM219 179H222L221 177H219ZM218 179V180H219ZM21 180V179H20ZM27 181H30V177H27V179H26ZM63 180H64V182H63ZM115 180V179H114ZM123 180V181H124ZM211 180V179H210ZM230 180V179H229ZM22 181V180H21ZM25 181V180H24ZM33 181V180H32ZM40 181H38L39 183H40ZM60 183H59V182ZM69 181H71V182H69ZM93 181H94V183H93ZM109 181H112V179L111 180H109ZM115 181H117V179L115 180ZM145 181V182H144ZM147 181V182H146ZM188 182L190 181L189 179L187 180ZM193 181V180H192ZM197 181L199 182V181H201L199 178L197 179ZM197 181H196V183H197ZM222 181V183H223V180H221ZM226 181V180H225ZM65 182H67V184L65 183ZM69 182V183H68ZM73 182V184H71ZM114 182V181H113ZM184 182V181H183ZM205 182V181H204ZM213 182V181H212ZM211 182V183H212ZM25 183V182H24ZM34 183V182H33ZM106 183V184H105ZM131 183V184H130ZM139 182H138V180H137V184H138ZM146 183V185H144ZM179 183V182H178ZM177 183V184H178ZM181 183H182V181H181ZM196 183H194L195 185H196ZM209 183V182H208ZM230 183H232V182H230ZM230 183H228V184H230ZM1 184V183H0ZM19 184V183H18ZM110 184H108V185H110ZM117 184H115V185H117ZM121 184H123L122 186H120ZM141 184V183H140ZM151 184H153V182L152 183H150L149 185H151ZM184 184V183H183ZM189 184H190V182H189ZM188 184V185H189ZM192 184V183H191ZM210 184V183H209ZM213 184V183H212ZM211 184V185H212ZM7 185V184H6ZM6 185H4V186H6ZM14 184H12L11 186H13ZM23 185V184H22ZM27 185V184H26ZM29 185H30V183H29ZM38 185H42L41 187L40 186H38ZM139 185V184H138ZM197 185H198V183H197ZM202 185V184H201ZM216 185H217V183H216ZM3 186V185H2ZM15 186V185H14ZM13 186V187H14ZM30 186H32V185H30ZM30 186H28V187H30ZM141 186V185H140ZM155 186V185H154ZM184 186V185H183ZM192 186V185H191ZM204 186V185H203ZM221 186V185H220ZM114 187V188H113ZM153 188L152 190H151V188ZM178 187V186H177ZM186 187V186H185ZM199 187V186H198ZM217 187V186H216ZM232 187V186H231ZM8 188V187H7ZM23 188V187H22ZM111 188H113V189H111ZM126 189L127 191H129L128 193H126V197L125 198H127L126 199V201H125V199L124 198H122L121 199V197H124L123 196V194L125 193V192H123V190L124 189ZM133 188H134V193H132V194H136V192H135V190L138 188V189H140V190H138V192L139 193H141L140 195V197L142 198L141 200H140V197H139V199H138V201H136V199L138 198V195L136 194V196H134V195H132L131 194V192L130 191H132L133 190ZM148 188V189H147ZM182 188V187H181ZM191 188V187H190ZM193 188V187H192ZM209 188V187H208ZM212 188V187H211ZM214 188V187H213ZM220 188V190H221V187H219ZM218 188V189H219ZM2 189V188H1ZM16 189V188H15ZM14 189V190H15ZM18 189V188H17ZM25 189V188H24ZM29 189H31V188H29ZM123 189V190H122ZM145 189V190H144ZM195 189H197V188H195ZM216 189V188H215ZM4 190V189H3ZM148 190V191H147ZM190 190V189H189ZM197 190H199V189H197ZM203 190V189H202ZM205 190V189H204ZM206 190H207V188H206ZM219 190V191H220ZM223 190H229V189H227V188H224ZM32 193L34 194V190L32 189ZM137 191V190H136ZM180 191H182V190H180ZM8 192V191H7ZM12 192V191H11ZM10 192V193H11ZM16 192V191H15ZM29 192V191H28ZM188 192V191H187ZM191 192H193V191H190L189 192V195H190V193ZM195 192V191H194ZM199 192V191H198ZM203 192V191H202ZM223 192V191H222ZM224 192H228V191H224ZM230 192V191H229ZM232 192V191H231ZM26 193V192H25ZM151 193V194H152ZM200 193V192H199ZM216 193V192H215ZM8 194V193H7ZM127 194H129V195H127ZM152 194V195H153ZM192 194V193H191ZM212 194V193H211ZM221 194V193H220ZM232 194V193H231ZM2 195V194H1ZM10 195V194H9ZM12 195V194H11ZM10 195V196H11ZM15 195H16V193H15ZM134 196L133 198H135L134 200L132 199V197H130L129 199H128V197L129 196ZM149 195H150V197H149ZM153 195V196H154ZM185 195H187V194H185ZM188 195V196H189ZM200 195V194H199ZM205 195V194H204ZM230 195V194H229ZM6 196V195H5ZM13 196V195H12ZM27 196V195H26ZM46 196V197H45ZM128 196V197H127ZM156 196V195H155ZM187 196V197H188ZM192 196H195L196 197V199H198L197 198V196H196V194L195 195H192ZM207 196H210V194L208 195L207 194ZM259 196V195H258ZM260 196H261V194H260ZM1 197V196H0ZM14 197V196H13ZM38 197V196H37ZM46 199H45V198ZM116 197V198H115ZM190 197V199H191V196H189ZM217 197H218V195H217ZM1 198H3V197H1ZM15 198H17L16 196H15ZM32 198V197H31ZM115 198V199H114ZM118 198V199H117ZM153 198H155L154 199V201L152 202V204L154 203V205L155 204H157V203H159V202H157L156 201V197H153ZM203 198V197H202ZM211 198V197H210ZM262 198V197H261ZM12 199V198H11ZM30 199V198H29ZM39 199V198H38ZM132 199V200H131ZM193 199V198H192ZM195 199V198H194ZM212 199V198H211ZM214 199V198H213ZM1 200V199H0ZM3 200H5L4 198L2 199V201ZM131 201V203H132V201L134 202V203H132V204H135L136 202L137 203H139V204H137L136 203V205L134 206H132V205H129L130 204V202L129 201ZM261 200V199H260ZM260 200H258V202H260ZM6 201V200H5ZM12 201V200H11ZM209 201H210V199H209ZM126 202H129V204L128 203H126ZM142 202V201H141ZM150 202V201H149ZM151 202L150 203H143V205L145 204H150V205H152L151 204ZM206 202V201H205ZM264 202V201H263ZM2 203V202H1ZM0 203V204H1ZM11 203V202H10ZM28 203V202H27ZM36 203H38V202H36ZM141 203V204H142ZM213 203V202H212ZM6 204V203H5ZM5 204H4V206H5ZM7 204H8V202H7ZM7 204H6V206H7ZM186 204V203H185ZM17 205H18V203H17ZM31 205V204H30ZM37 205V204H36ZM137 205H140V206H137ZM161 204L159 203V206H160ZM187 205V204H186ZM11 206V205H10ZM138 208H140V207H142L141 209H137V207ZM163 206H164V204H163ZM189 206V205H188ZM187 206V207H188ZM28 207V206H27ZM27 207H25V208H27ZM32 207H33V204H32ZM41 207H39V209L38 210H41L42 208ZM136 207V208H135ZM155 207H157V209L159 210V209H161L160 207H162V206H160L159 208H158V204L157 205H155ZM166 206H164V208H165ZM194 207H195V205H194ZM193 207V208H194ZM2 208V207H1ZM7 208H8V206H7ZM21 208V207H20ZM41 208V209H40ZM149 208H150V210H149ZM189 208H191L190 206H189ZM192 208V209H193ZM262 208V207H261ZM14 209V208H13ZM31 209V208H30ZM32 209H34V208H32ZM155 209V211H156V208H154ZM154 209H153V211H154ZM216 209V208H215ZM263 209H264V207H263ZM6 211V209H3V211ZM24 210V209H23ZM165 210H166V208H165ZM180 210V209H179ZM186 210V209H185ZM194 210V209H193ZM203 211V210H199V209H196V210H194L193 211V214H195L196 213V216H197V214H201L203 217H201L200 216V221H195V220H197L198 219V217H196V216H194V217H196V218H194L193 217V215H191V217H192V219H193V221H194V226L195 227H197V228H195V229H197V230H199L198 232H201L202 234H203V232H205L206 233V231H204L205 229H206V227L207 226H205V222L206 221H204L205 219H207V218H205V216H204V213L205 212H198V211ZM15 211V210H14ZM29 211V210H28ZM31 211V210H30ZM145 211H147L146 209H145ZM161 210H159V211H157V213H159ZM190 211V213H192V211L191 210H189ZM189 211H188V213H189ZM197 211V212H196ZM205 211V210H204ZM215 211V210H214ZM260 211V210H259ZM24 213H25V210L23 211ZM38 212V211H37ZM176 212H178V211H176ZM206 212H207V210H206ZM216 212V211H215ZM8 213V212H7ZM28 213H30V212H28ZM32 213V212H31ZM36 213V212H35ZM35 213L34 214H32V217L31 218H35V216H33V215H35ZM146 213V212H145ZM154 213V212H153ZM156 213V212H155ZM155 213H154V215H155ZM181 213V212H180ZM184 213V212H183ZM187 213V214H188ZM209 213V212H208ZM211 213V212H210ZM3 214V213H2ZM40 214H42V213H40ZM259 214V213H258ZM16 215V214H15ZM23 215V214H22ZM39 215V214H38ZM153 215V214H152ZM167 215V217L169 218V215L168 214H166ZM172 215H173V213H172ZM172 215H170V216H172ZM206 215H207V213H206ZM209 215V214H208ZM216 215H218V214H216ZM2 216V215H1ZM6 216V215H5ZM29 216V217H28ZM156 216L157 215H155L154 217L156 218ZM158 216H160V217H158L157 219H159L160 220V218H162V220H164L163 218L165 217V219H166V216H165V214H164V216L162 217V215H160V214H158ZM178 216H180V215H178ZM222 216V215H221ZM256 216H257V214H256ZM255 216V217H256ZM11 217V216H10ZM15 217V216H14ZM36 217L38 218V216L36 215ZM147 217H151V219L149 220V218H147ZM173 217V216H172ZM171 217V218H172ZM176 217V216H175ZM174 217V218H175ZM190 217V216H189ZM217 217V216H216ZM258 217V216H257ZM168 218H167V222L169 221L168 220ZM186 218V217H185ZM201 218H203V219H201ZM211 218V217H210ZM2 219L0 220V221H2ZM36 219V218H35ZM39 219H40V217H39ZM176 219V218H175ZM181 219H183L184 220V218H181ZM191 219V218H190ZM216 219V218H215ZM219 219V217L216 219V222H217V220ZM257 218H255V220H256ZM260 219V218H259ZM5 220V221H4ZM14 220V219H13ZM186 220V219H185ZM204 221V225L202 224H199V223H202L203 221ZM224 220V219H223ZM262 220V219H261ZM8 221H10V222H8ZM25 221V222H26ZM153 221H156V220H154V218H153ZM161 221V220H160ZM165 221V222H166ZM173 221H176V220H173ZM202 221V222H201ZM260 221V220H259ZM3 222H1L0 223V225H2L3 224ZM6 222H8L7 224V226H6ZM17 223L19 222V221H16ZM30 222H26V223H30ZM163 222V221H162ZM162 222H160L161 224H162ZM165 222H163V223H165ZM166 222V223H167ZM188 222V221H187ZM198 223L197 225L200 227H198L197 225H195V223ZM221 222V221H220ZM223 222H225V221H223ZM231 222V221H230ZM255 222V221H254ZM261 222V221H260ZM11 223V224H10ZM16 223V224H17ZM165 223V225L163 224V226H166V228H167V224ZM169 223H170V221H169ZM174 223V222H173ZM263 223V222H262ZM261 223V224H262ZM172 224V223H171ZM214 224V223H213ZM222 224V223H221ZM225 224V223H224ZM228 224V223H227ZM234 224V223H233ZM30 225V224H29ZM155 225H157L156 227H158V230L159 231H157V230H154V228H155ZM174 225H177L176 223H174ZM191 225V224H190ZM201 225V226H200ZM226 225V224H225ZM224 225V226H225ZM231 225V224H230ZM255 225V224H254ZM264 225V224H263ZM263 225H259V226H263ZM5 226V227H4ZM151 226L153 227V229L151 228ZM160 226V225H159ZM183 226V225H182ZM219 226V225H218ZM247 226V225H246ZM253 226V225H252ZM24 227V228H23ZM161 227V226H160ZM174 227V226H173ZM185 227V226H184ZM189 227V226H188ZM202 227V228H201ZM233 227V226H232ZM250 227V226H249ZM247 227L248 229H253L252 227ZM258 227V226H257ZM1 228V227H0ZM23 228V229H22ZM36 227H35V229H37ZM150 228L153 230L152 232H150ZM165 228V227H164ZM165 228V229H166ZM175 228V227H174ZM190 228V227H189ZM188 228V229H189ZM192 229H193V227H191ZM205 228V229H204ZM214 228V227H213ZM216 228V227H215ZM223 228V227H222ZM225 228V227H224ZM165 229L163 230V231H165ZM183 229V228H182ZM192 229L190 230L191 232H192ZM201 229V230H200ZM234 229H235V227H234ZM2 230H0V232L2 233ZM18 230L20 231V232H18ZM168 231H169V229H167ZM166 230V231H167ZM216 230V229H215ZM220 231H221V229H219ZM218 230V231H219ZM237 230V229H236ZM257 230V229H256ZM4 231H5V233H4ZM23 231V232H22ZM212 231V230H211ZM217 231V230H216ZM216 231H214L215 233H218V231L216 232ZM30 232V233H29ZM42 234H41V233ZM176 232V231H175ZM183 232H185L186 233V231H184L183 230ZM188 232V231H187ZM213 232V231H212ZM236 232V231H235ZM250 231L248 230V233H249ZM254 232V231H253ZM261 232V231H260ZM35 233V232H34ZM36 233H35V235H36ZM40 233V234H39ZM172 233V232H171ZM170 233V234H171ZM184 233V234H185ZM189 234H188V236H190V235H192V234H190V232H188ZM204 233V234H205ZM211 233V232H210ZM230 233V232H229ZM242 233H244V232H242ZM255 233V235L257 234V232L255 231L254 232ZM253 233V234H254ZM258 233H259V231H258ZM20 234V235H19ZM21 234H22V237H23V235L25 236V237H23V238H25V239H23V238H19V237H21ZM27 234H28V236H27ZM31 235V238H30V235ZM152 234V235H151ZM162 234V233H161ZM169 234V233H168ZM167 234V235H168ZM180 234V233H179ZM183 234V235H184ZM187 234V233H186ZM193 234H194V232H193ZM197 235H198V233H196ZM196 234H194V235H196ZM223 234V233H222ZM231 234V233H230ZM238 234V233H237ZM246 234V233H245ZM37 235V236H38ZM196 235V236H197ZM200 235V234H199ZM198 235V236H199ZM206 235V234H205ZM204 235V236H205ZM234 235H236V234H234ZM233 235V236H234ZM239 235V234H238ZM252 235V234H251ZM264 235V234H263ZM7 236V237H6ZM14 236V235H13ZM152 236V237H151ZM154 236V237H153ZM157 236V237H156ZM171 236H172V234H171ZM176 236V235H175ZM202 236V235H201ZM219 235H217V237H218ZM231 237H233L232 235H230ZM237 236V235H236ZM257 236V235H256ZM262 236V235H261ZM28 237V238H27ZM156 237V238H155ZM170 237V236H169ZM183 237H185V235L183 236ZM182 237V238H183ZM186 237H187V235H186ZM185 237V238H186ZM191 237V236H190ZM190 237H188V238H190ZM200 237V236H199ZM209 237V236H208ZM227 237H229V234H228V236H226V238ZM231 237H229V238H227V239H230ZM259 237V236H258ZM258 237H255V239L256 240H258L257 238ZM264 236H262V237H259V239L260 238H263ZM8 238V239H7ZM10 238V239H9ZM193 238V237H192ZM221 238H223L222 236H221ZM235 238H237V237H235ZM231 239V240H229L228 242L227 241H224V240H226L225 238L224 239H219L218 240V238L216 239V241H214L215 240V238H214V240L212 239V240H209V242L208 241H204L203 243H201L200 245L202 246V244H203V246L206 248V249H204V247L202 246V248L204 249V252H202L201 250V253H200V255H198L199 253H197V256L199 257H197L198 258V261L197 260H195L196 259V257H195V259L194 258H192L191 260L190 259H188L189 261H185V263L186 264H198V262L200 261H202V263L201 264H208L209 262H210V260H211V262L212 263H214V260H215V263H218L219 262V260H218V258H220L221 256H217V257H215L214 255H218V254H222V251L224 252V254H225V251L223 250L224 248H222L221 249V246L222 247H225L226 246V244H227V246H228V244L229 245H233V247L232 248H234L235 246V243H236V239ZM4 239V240H3ZM32 239H34L35 240V242H36V240L38 241L37 243H41L40 245H39V248L35 245V247H37L36 249H33L34 248V246L32 245V243L34 244L35 242H34V240H32ZM238 240H239V238H237ZM253 239V238H252ZM264 239V238H263ZM8 240V241H7ZM17 240H18V242H19V244H17L16 245V242H17ZM24 240H26V241H24ZM27 240L29 241V242H27ZM32 240V241H31ZM179 240V241H180ZM186 240V239H185ZM191 240V239H190ZM203 240H204V237H203ZM234 240H235V242H234ZM3 241V242H2ZM5 241V242H4ZM13 241H15V242H13ZM163 241V242H162ZM175 241V240H174ZM178 241V242H179ZM189 241V240H188ZM211 241V242H210ZM224 241V242H223ZM244 242H245V240H243ZM249 241V240H248ZM252 241H254V240H252ZM22 242V243H21ZM31 242V243H30ZM154 242V243H153ZM155 242H157L156 244H158V246H156V247H158V251L156 250V247L154 248V246L155 245H153V244H155ZM164 242H167V244H165ZM170 242V241H169ZM172 242V241H171ZM183 242H185V241H183ZM191 242V241H190ZM193 242V241H192ZM208 242V244H206ZM213 242H215V244L213 243ZM222 244H221V243ZM227 242V243H226ZM237 242H239V241H237ZM243 242V244L244 245H246L245 243ZM250 242V241H249ZM1 243H5V244H3V245H5V249H6V252L5 251H3V249H4V246L3 245H1ZM27 243H28V245L29 244H31V245H29V247H33V248H31L30 249V251H29V247H28V245H27ZM161 243H164L165 245H167L166 247L169 249V248H171V250L173 251H175V249H176V251H175V253L178 255V252L177 251H179V249L180 248H182V249H180V250H182L181 251V253H180V251H179V253H180V255H178L179 256V258L181 259L182 257H181V255L183 256V258H184V261H183V263L181 262V260L183 259H179L178 257H177V255L175 254V253H173L172 251H170V252H168L166 249H165V245L164 244H162L161 245ZM189 243V242H188ZM198 243V242H197ZM210 243V244H209ZM231 243V244H230ZM254 243V242H253ZM256 243V242H255ZM263 243H264V240H263ZM11 244H12V247H10L11 246ZM186 244V243H185ZM213 244V245H212ZM238 244V243H237ZM236 244V245H237ZM248 244H250V243H248ZM247 244V245H248ZM260 244H262V243H260ZM259 244V245H260ZM14 245H16V246H14ZM24 245V249H21V250H23L22 252L21 251H19L20 250V248L18 249L17 247L19 246V247H21L22 248V246ZM27 245V246H26ZM170 245V244H169ZM191 245V244H190ZM209 246V245H212V249H210L211 248V246H209V247H206V246ZM221 245V246H220ZM231 245V246H232ZM243 245V246H244ZM253 245H256V244H253ZM264 245V244H263ZM262 245V246H263ZM3 246V247H2ZM8 246V247H7ZM16 247L15 249H13L14 247ZM159 246H161V247H159ZM240 246V245H239ZM257 246V245H256ZM26 247V248H25ZM214 247V248H213ZM245 247V246H244ZM247 247H249V245L247 246ZM159 248H162V249H159ZM173 248V249H172ZM194 248V247H193ZM207 248H208V250H207ZM229 248H230V246H229ZM256 248V247H255ZM260 248V247H259ZM264 248V247H263ZM262 248V250H264ZM11 250V251H13V252H10V251H8V250ZM17 249V250H16ZM26 249H28V251H26ZM37 249H39L38 251H37ZM190 249V248H189ZM198 249H200V248H198ZM215 249V253H213V251L212 250H214ZM237 249V250H236ZM235 250H236V252H238V248H236ZM35 251V253H32L31 251ZM166 250V252H165V254L166 253H171L172 254V256L174 255V257L172 258L173 260L172 261H169L170 260V258H171V256H169V255H164V251ZM205 250H207L208 251V254H209V256H212V253L214 254L213 256L215 257L214 259L212 258L211 259V257H209V256H207L208 254H207V251H205ZM209 250H211L212 251V253H210L209 252ZM217 250V251H216ZM256 250V249H255ZM261 250V251H262ZM20 252L21 253V256H20V253L18 254L17 252ZM160 251V252H159ZM183 251H186V252H184V253H186V255L184 256V253H182ZM196 251H198V250H196ZM218 251H219V253H218ZM257 251V250H256ZM15 252V253H14ZM25 252H26V254H25ZM161 252H163V255H162V253ZM199 252V251H198ZM227 252H228V250H227ZM226 252V253H227ZM236 252H235V254H233L234 255V258H233V256H232V258H233V260L235 259V255L236 256H238L237 254H236ZM158 253H159V255H161V256H159L158 255ZM194 253H195V251H194ZM204 253V254H203ZM229 253H232V249H231V251H229ZM227 254L228 256L230 255V254ZM256 253V252H255ZM263 253H264V251H263ZM24 254V255H23ZM205 254H207L206 255V258L207 257H209L208 259H206L204 256H205ZM250 254V253H249ZM260 254L261 253H259V255L258 256H260ZM157 255L159 256L158 257V259H157ZM201 255H204L203 256V258L205 259V260H208L207 261V263H205L203 260H201V258L202 257H200ZM227 255H225V258L223 259V260H226L227 262L229 261V263H225V261H224V264H230V262L232 263V261H230L231 260V258H230V256L228 257ZM252 255V254H251ZM196 256V255H195ZM257 256V257H258ZM170 257V258H169ZM180 260V262H178L179 260H175V259H177V258ZM222 257H224V255L222 254ZM262 257H263V255H262ZM261 257V258H262ZM175 258V259H174ZM217 258V259H216ZM230 259V260H227V259ZM238 258V257H237ZM241 258V257H240ZM251 258V257H250ZM163 259V260H162ZM221 259V258H220ZM264 259V258H263ZM10 260H14L15 261V263H13V261H11L12 263H8V262H10ZM158 260V261H157ZM168 260V261H167ZM175 260V261H174ZM216 260H218V262L216 261ZM239 260V259H238ZM261 260V259H260ZM19 261V262H18ZM167 261V262H166ZM234 261H236V260H234ZM189 262V263H188ZM209 263V264H212V263ZM222 261H220L218 264H220ZM256 262H259V261H256ZM251 263V262H250ZM223 264V263H222ZM233 264V263H232ZM235 264V263H234ZM253 264V263H252ZM256 264V263H255ZM260 264V263H259ZM261 264H263V263H261Z\"/></svg>",
	"mask_w": 264,
	"mask_h": 264
},
{
	"label": "crops",
	"instance_id": "crops-1",
	"mask_svg": "<svg viewBox=\"0 0 264 264\" xmlns=\"http://www.w3.org/2000/svg\"><path fill=\"white\" fill-rule=\"evenodd\" d=\"M33 79L32 68L27 57L22 53L15 54L13 68L0 88V95L4 96L16 89H22L25 99L37 101L45 95V90L44 87L34 85Z\"/></svg>",
	"mask_w": 264,
	"mask_h": 264
}]
</instances>
